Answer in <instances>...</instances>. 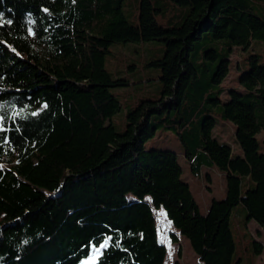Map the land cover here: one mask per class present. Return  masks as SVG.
<instances>
[{
	"label": "trees",
	"instance_id": "trees-1",
	"mask_svg": "<svg viewBox=\"0 0 264 264\" xmlns=\"http://www.w3.org/2000/svg\"><path fill=\"white\" fill-rule=\"evenodd\" d=\"M168 1L185 8L171 26L150 0L136 25L123 0H0V264H80L106 238L95 264H165L154 210L202 264L234 263L238 204L264 229L263 48L245 58L241 91L220 99L232 50L264 44V0ZM149 41L164 44L149 63L160 96L130 110L118 133L110 89L129 82L109 74L105 56L111 44ZM219 120L233 125L240 155L212 137ZM158 128L178 136L192 175H223L224 197L204 214L176 154L145 148ZM251 244L259 256L262 244Z\"/></svg>",
	"mask_w": 264,
	"mask_h": 264
},
{
	"label": "rangeland",
	"instance_id": "rangeland-1",
	"mask_svg": "<svg viewBox=\"0 0 264 264\" xmlns=\"http://www.w3.org/2000/svg\"><path fill=\"white\" fill-rule=\"evenodd\" d=\"M140 0H123L122 13L125 19L136 25L138 3ZM161 11L156 14L158 23L171 26L176 24L184 15V9L176 7L168 0H150ZM30 37L34 38L33 28ZM264 49V44L253 40L246 48H234L229 56V73L221 82L223 94L220 99L227 100L226 92L230 89L241 91L238 84V74L247 69L245 58L253 51ZM110 53L105 56V69L113 78L124 79L129 82L127 86L111 88L110 92L120 103L119 111L111 117V124L115 131L121 133L126 127V114L134 109L143 100H156L159 98L162 84L160 69L149 65L150 62L160 58L164 52V44L160 41L114 43L109 47ZM198 54L200 52L198 51ZM193 56V55H192ZM197 58V57H196ZM196 61H199L197 58ZM212 137L219 143L229 144L235 154L240 155L241 149L235 141L234 128L230 122L219 120L215 122ZM259 149L264 154V132L256 135ZM147 150H169L176 154L177 161L182 168L181 179L189 185L194 200L202 214L206 212L212 198L224 197V178L216 169H205L203 177L192 175L183 157V146L172 131L158 128L153 138L144 144ZM129 199H131L129 197ZM150 199L147 197L149 204ZM159 240L166 248L165 264H202L190 247L189 242L179 235L166 220L162 210H154ZM230 229L235 242L233 264H264V229L253 220L246 222V211L242 204L235 206L230 213ZM259 231V233H258ZM170 233H175L177 241H172ZM259 241L263 251L259 256L252 252L253 240ZM109 243L106 238L99 247H91L89 255L80 264H95L98 256Z\"/></svg>",
	"mask_w": 264,
	"mask_h": 264
},
{
	"label": "crops",
	"instance_id": "crops-1",
	"mask_svg": "<svg viewBox=\"0 0 264 264\" xmlns=\"http://www.w3.org/2000/svg\"><path fill=\"white\" fill-rule=\"evenodd\" d=\"M201 175H202V177H203V173H201ZM258 233H259V231H258Z\"/></svg>",
	"mask_w": 264,
	"mask_h": 264
}]
</instances>
